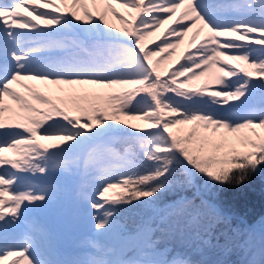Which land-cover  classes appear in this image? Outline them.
I'll return each mask as SVG.
<instances>
[{"label": "snow or ice", "instance_id": "obj_1", "mask_svg": "<svg viewBox=\"0 0 264 264\" xmlns=\"http://www.w3.org/2000/svg\"><path fill=\"white\" fill-rule=\"evenodd\" d=\"M257 95L264 0L0 3V264H192L120 206L155 204L177 170L224 183L264 163ZM82 205L105 243L58 259L41 217Z\"/></svg>", "mask_w": 264, "mask_h": 264}, {"label": "trees", "instance_id": "obj_2", "mask_svg": "<svg viewBox=\"0 0 264 264\" xmlns=\"http://www.w3.org/2000/svg\"><path fill=\"white\" fill-rule=\"evenodd\" d=\"M252 103L256 108L264 106L259 95ZM150 168L141 156L137 171L144 173ZM237 177L238 184L234 182ZM171 179L172 188L160 195L153 207L139 202L122 205L117 219L129 230L150 222L157 229L153 233L157 248L166 251L168 259L179 254L192 264H248L260 260L264 242V163L254 169L250 165L234 169L224 183L208 182L199 174L188 183L179 170ZM205 188L210 189V198ZM182 198L184 203L180 202Z\"/></svg>", "mask_w": 264, "mask_h": 264}, {"label": "rangeland", "instance_id": "obj_3", "mask_svg": "<svg viewBox=\"0 0 264 264\" xmlns=\"http://www.w3.org/2000/svg\"><path fill=\"white\" fill-rule=\"evenodd\" d=\"M183 47L184 46H181V50H183ZM143 107H144V105H143ZM2 131H0V132H2ZM199 189H201V187ZM203 191H205L206 196H208L209 198L211 197V194L209 193L210 192L209 188H205V189H203ZM145 205H147V204H145ZM148 206H151V205H148ZM152 207H153V205H152ZM88 211H90V209L88 208V206H84V205H82L78 208H69L68 210H63L62 208H60L58 206H54L45 215H43L41 218H44V217L50 216V215L60 214V220H53L54 227L57 229L58 232H59V225L61 223H68L67 221L69 220V223H71V225L73 226L74 230L77 233H83V232L85 233V236L81 239V241L83 243L84 242L88 243L89 240L96 239L100 244H104L105 238L94 236L95 230L93 228L92 220L87 215ZM83 240H86V241H83Z\"/></svg>", "mask_w": 264, "mask_h": 264}, {"label": "clouds", "instance_id": "obj_4", "mask_svg": "<svg viewBox=\"0 0 264 264\" xmlns=\"http://www.w3.org/2000/svg\"><path fill=\"white\" fill-rule=\"evenodd\" d=\"M234 182L238 184L240 182V178L237 177Z\"/></svg>", "mask_w": 264, "mask_h": 264}, {"label": "bare ground", "instance_id": "obj_5", "mask_svg": "<svg viewBox=\"0 0 264 264\" xmlns=\"http://www.w3.org/2000/svg\"><path fill=\"white\" fill-rule=\"evenodd\" d=\"M206 2H207V0H206Z\"/></svg>", "mask_w": 264, "mask_h": 264}]
</instances>
